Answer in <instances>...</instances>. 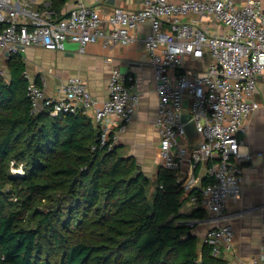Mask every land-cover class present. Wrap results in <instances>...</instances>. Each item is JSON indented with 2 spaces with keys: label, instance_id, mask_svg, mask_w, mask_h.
<instances>
[{
  "label": "built area",
  "instance_id": "built-area-1",
  "mask_svg": "<svg viewBox=\"0 0 264 264\" xmlns=\"http://www.w3.org/2000/svg\"><path fill=\"white\" fill-rule=\"evenodd\" d=\"M0 0V60L6 62L21 47L38 45L47 50L63 48L65 41L78 44L84 52L89 43L103 40L105 46L129 44L132 28L149 23L142 39L153 70L157 95L156 127L161 166L178 171L185 160L190 169L205 162L210 182L200 185L204 209L213 222L203 243L219 257L230 247L234 231L223 219L230 200L240 197L244 168L254 153L244 149L240 131L258 109L257 78L264 71V11L260 0H142L139 9L116 7L104 18L84 0H70V7L55 17L43 0ZM211 16L227 28L226 33H209L198 27L200 16ZM107 23L109 31H104ZM24 77L28 79L25 71ZM65 97L46 98L43 89L28 79L27 94L32 110L39 101L49 115L93 114L97 122L110 118L122 131L133 121L139 104L135 78L113 68L108 80V98L97 102L86 84L71 78L58 88ZM183 114H188L183 121ZM193 121L197 138L190 140L186 123ZM100 145L114 142L117 133L99 126ZM111 142V143H112ZM196 187L190 175L185 188ZM190 201L196 204V197ZM248 264H264V254Z\"/></svg>",
  "mask_w": 264,
  "mask_h": 264
},
{
  "label": "trees",
  "instance_id": "trees-1",
  "mask_svg": "<svg viewBox=\"0 0 264 264\" xmlns=\"http://www.w3.org/2000/svg\"><path fill=\"white\" fill-rule=\"evenodd\" d=\"M46 1L59 17L68 0ZM5 63L0 177L18 188L9 201L0 184V264H227L188 236L206 215L201 191L185 188L189 175L180 179L160 166L151 190L122 146L99 144L90 116L32 110L20 52ZM9 158L25 160L16 180L4 169ZM208 182L205 176L201 185ZM193 196L197 206L184 210Z\"/></svg>",
  "mask_w": 264,
  "mask_h": 264
},
{
  "label": "crops",
  "instance_id": "crops-1",
  "mask_svg": "<svg viewBox=\"0 0 264 264\" xmlns=\"http://www.w3.org/2000/svg\"><path fill=\"white\" fill-rule=\"evenodd\" d=\"M42 1L36 0L31 4V9L37 11ZM84 1L100 11L104 18L116 7L134 11L142 5V0ZM260 1L264 11V0ZM70 5L68 0L62 14L66 13ZM198 22V27L209 33L228 32L227 28L214 21L211 16H200ZM103 27L105 32L110 29L107 23ZM149 29L148 22L132 28L130 34L133 40L124 45L117 43L105 46L101 39L87 44L84 52H80L77 43L65 41L62 49L47 50L38 45H30L19 52L25 61L28 79L40 83L46 98L65 97L63 92L58 91L59 86L71 78H78L86 84L92 97L97 102H102L108 98V80L113 68H118L126 75H133L135 89L139 92V104L133 121L126 124L122 131L116 132L117 127L110 118L97 122L92 112L88 116L97 127H108L110 131L117 133L115 143L122 146V149H133L135 152L130 155L137 157L136 154L140 153L139 156L152 158L158 163L159 159H156L153 153L154 149H158L159 143L154 126L157 95L153 70L142 41ZM255 98L259 107L245 121L240 131L244 149L253 152L254 157L245 165L244 185L240 197L228 202L223 215V219L234 231L232 244L228 248L223 247L219 256L225 259L227 264H248L254 256L264 254V71L257 78ZM38 107L44 109L42 101H39ZM190 164V160H185L175 175L180 179L193 175L195 185L198 186L206 176L207 165L205 162L199 163L194 171L190 169ZM194 206L197 205L189 199L183 209H191ZM212 222V215L207 210L205 217L196 221L193 233L200 245H203L205 233Z\"/></svg>",
  "mask_w": 264,
  "mask_h": 264
},
{
  "label": "rangeland",
  "instance_id": "rangeland-1",
  "mask_svg": "<svg viewBox=\"0 0 264 264\" xmlns=\"http://www.w3.org/2000/svg\"><path fill=\"white\" fill-rule=\"evenodd\" d=\"M0 74L6 78L8 77V66L6 63L2 60H0ZM135 151L132 149H122L121 153L126 155V156H132L130 155L131 153H134ZM154 156L158 160V163L154 162V159L152 158H143L142 156H139V154H136L137 157H134L137 161L138 164L141 165V169L145 175H147L151 182V190L154 188V181H155V176L158 171V168L160 167V155L158 149H154L153 151ZM152 161V162H151ZM26 164L24 159H16V158H9L4 162V169L7 170V172L11 175L12 178L15 180L18 179L22 174L24 175V172L26 171L25 169ZM176 173V171L174 172ZM0 184H1V189L2 192L5 194V196L8 198L9 201H16V196L13 193V189L18 188V185L11 184L8 182H2V178L0 177ZM21 187V186H20ZM19 187V188H20ZM44 250L49 251V255L51 257H54L55 250L52 247L51 244L44 245Z\"/></svg>",
  "mask_w": 264,
  "mask_h": 264
},
{
  "label": "water",
  "instance_id": "water-1",
  "mask_svg": "<svg viewBox=\"0 0 264 264\" xmlns=\"http://www.w3.org/2000/svg\"><path fill=\"white\" fill-rule=\"evenodd\" d=\"M21 49H23V48L21 47ZM182 118H183V121H187L188 118H189V115L188 114H183ZM185 128H186V132H187V135H188L189 139L190 140H195L197 138V131H196L194 122L193 121L187 122ZM137 168H138V170L136 171L137 173L142 171L140 165H137ZM200 185L196 186L195 188H198ZM192 235H194V233L191 234V232H189L188 236L190 237Z\"/></svg>",
  "mask_w": 264,
  "mask_h": 264
}]
</instances>
